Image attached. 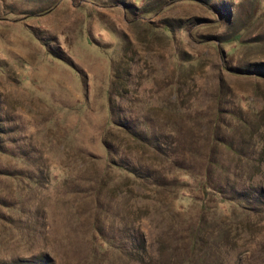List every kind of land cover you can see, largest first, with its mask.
Segmentation results:
<instances>
[{"label":"rangeland","instance_id":"obj_1","mask_svg":"<svg viewBox=\"0 0 264 264\" xmlns=\"http://www.w3.org/2000/svg\"><path fill=\"white\" fill-rule=\"evenodd\" d=\"M201 1L168 2L147 16L169 24L167 36L132 22L147 0L128 10L121 0H0V147L14 153H0V166L19 174L0 175V201L17 207L0 204V262L199 264L174 242L205 208L181 196L172 209L164 194L111 181L119 171L106 173L103 141L116 160L147 157L124 134L106 135L115 94L123 122L138 131L176 123L208 137L217 104L230 140L264 127V0ZM176 86L182 116L171 107ZM232 112L253 126H238ZM251 239L234 264H264V230Z\"/></svg>","mask_w":264,"mask_h":264},{"label":"trees","instance_id":"obj_2","mask_svg":"<svg viewBox=\"0 0 264 264\" xmlns=\"http://www.w3.org/2000/svg\"><path fill=\"white\" fill-rule=\"evenodd\" d=\"M91 1L97 4L118 2V0ZM121 1L127 10L130 7L136 8L138 4V0ZM175 1L177 0H147L143 13L133 18L132 22L138 25L142 23L153 34L160 30L162 34L169 36L172 31L169 24L165 23L157 27L146 18L148 15L157 13L168 2ZM185 62L186 60L179 59L178 66L182 68ZM114 72L116 73V68ZM117 77L116 73L114 79L116 80ZM112 88H114V81ZM117 98L115 94L110 107L114 128L108 130L106 135L114 131L124 134L139 148H143L147 157L145 159L139 157V163L130 156L119 157L116 160L115 157L112 158L113 146L105 136L103 142L108 156L106 173L119 171V174L112 177L111 181L126 180L139 190L148 191L155 196L164 194L172 209H175L174 203L181 196L200 202L206 213L201 214L193 225L186 228L184 234H181L174 242L176 244L174 249L178 248L180 253L189 259L188 262H196L198 259L199 264H209L214 253H217L220 258L219 262L218 258L215 260L216 264H229L233 256V264L238 262L241 258V252L238 250L239 243L252 240V235L259 228L264 230V208L261 207V205L264 206V127L257 126L258 129L250 133L242 131L240 139L230 140L222 131L223 111L220 104H217L208 137L199 136L195 134L196 131L177 126L176 123L165 129L149 125L146 130L138 131L123 122L119 113L120 106L116 102ZM175 100V104L171 107L175 110V115L182 116L184 112L182 113L177 103L179 86L175 87ZM243 110L244 108L242 112ZM242 112L231 113L235 124L246 128L253 126L251 118L246 117ZM256 114L259 112L255 111L254 115ZM205 115L204 113L202 117ZM227 127L228 130H235L232 125L228 124ZM199 137L204 140L200 142ZM132 148L135 149L134 146ZM0 153L14 156L8 146L0 147ZM20 154L22 157L25 155L23 152ZM0 175L15 177L19 174L0 166ZM186 176L191 177L193 183L187 180ZM193 188L199 192V196L182 192L184 189ZM145 198L153 200L148 195ZM211 202L216 204H207ZM221 203H230L234 207L225 213L219 208ZM0 204L10 209H17L16 203L5 204L0 201ZM181 209L185 208L181 207ZM20 211L22 212L21 209ZM92 229L95 232L97 226L94 224ZM100 235L104 236V232L100 231ZM142 241L146 242L145 237ZM107 243L104 240L99 249L106 250ZM51 261V258L41 256L23 263L17 262L18 264H51L49 263ZM0 264L16 263L4 260Z\"/></svg>","mask_w":264,"mask_h":264}]
</instances>
